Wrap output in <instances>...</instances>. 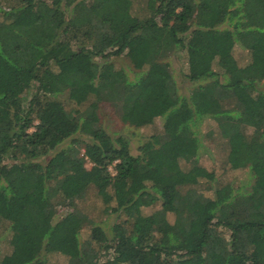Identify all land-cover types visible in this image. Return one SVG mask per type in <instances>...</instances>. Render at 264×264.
<instances>
[{"label":"trees","instance_id":"1","mask_svg":"<svg viewBox=\"0 0 264 264\" xmlns=\"http://www.w3.org/2000/svg\"><path fill=\"white\" fill-rule=\"evenodd\" d=\"M5 1L0 236L10 251L0 264L42 263L50 236L66 264H264V0H146L142 17L130 0ZM233 45L249 53L242 66ZM178 51L196 83L186 97L166 60ZM121 56L127 68L112 60ZM100 102L126 125L160 111L173 128L131 154L99 124ZM212 136L250 181L199 188L214 180L196 166ZM89 188L104 214L124 215L108 233L76 206ZM60 204L69 209L56 217Z\"/></svg>","mask_w":264,"mask_h":264},{"label":"rangeland","instance_id":"2","mask_svg":"<svg viewBox=\"0 0 264 264\" xmlns=\"http://www.w3.org/2000/svg\"><path fill=\"white\" fill-rule=\"evenodd\" d=\"M146 0H130V13L131 15L145 16L147 10L145 9ZM6 1L0 0V6L6 7ZM96 4V3H94ZM235 63L238 66H242L249 60V53L246 50L238 47L237 45H233L230 50ZM117 66H121L123 68H127L128 64L127 59L124 56L117 57L112 59ZM166 60L169 63V69L171 71V75L174 78L178 93L182 96L186 97L189 93L190 89L195 86L196 83H192L184 78L183 74L186 72V64H185V54L178 51L176 54L170 55ZM215 68L216 66L213 65ZM260 90L264 93V84L262 83L259 87ZM34 87L31 86L27 93H31ZM63 105L64 109L72 108V104L65 100L64 97H57ZM96 115L98 116L99 124L108 132L116 136H122L128 141L129 152L131 154H136L137 147H139L142 143L147 141L148 136L154 133H159L162 131H167L173 128L171 117L165 116V114L159 112H155L152 116H148L144 118L143 124L141 126H129L122 123L118 116L113 111L111 105L106 102H100L96 107ZM214 129V123L209 121H204L202 125L199 126L200 133L203 135L209 130ZM204 144L207 147L208 151L200 152L197 158L196 166L198 167L197 172H206L211 173L213 175V181L210 183L204 182L203 180H199V188H204L205 185H209L211 188L214 187L215 181L218 182H232L234 185L244 183L246 181H250V177L246 174V172L242 169H229L225 164V152L226 145L225 143L217 139L216 136H212L210 140L204 139ZM179 164L182 168H186V164L182 161H179ZM88 163L84 164V167L87 168ZM109 170V168H108ZM110 171V170H109ZM205 195H209L208 192H204ZM77 208L79 211L84 213L87 217L93 219L100 228L108 233V225L111 222L117 221L118 219L124 218V215H119L118 217L115 214H104L103 213V205L100 202L99 198L96 196L95 190L93 188H89L85 198L79 202H77ZM158 207V205L150 206L149 208L141 209V215L145 217H149L150 212ZM69 207L60 204L55 208L56 217L62 215L66 211H68ZM167 219L169 221L172 220V215L170 213L167 214ZM88 227L82 228L78 232L77 239L79 242H83L88 239ZM49 244V251L45 253V258L43 262L40 264H66L68 255L61 254L56 249V244L54 240L48 237L47 240ZM94 244V243H93ZM95 245V244H94ZM10 251V246L7 243L6 238L0 236V256L8 254ZM75 251L71 253L74 254ZM103 254L102 252H100ZM34 254H27L24 257L23 262L29 261L30 257H33ZM42 261V260H41ZM27 264H38L34 261H30Z\"/></svg>","mask_w":264,"mask_h":264}]
</instances>
